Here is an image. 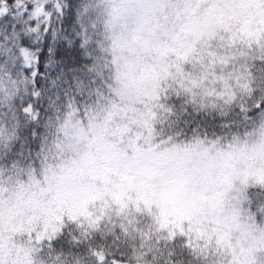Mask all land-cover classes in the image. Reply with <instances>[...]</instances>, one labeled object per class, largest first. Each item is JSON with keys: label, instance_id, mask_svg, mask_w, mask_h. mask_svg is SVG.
Returning <instances> with one entry per match:
<instances>
[{"label": "snow or ice", "instance_id": "obj_1", "mask_svg": "<svg viewBox=\"0 0 264 264\" xmlns=\"http://www.w3.org/2000/svg\"><path fill=\"white\" fill-rule=\"evenodd\" d=\"M0 264H264V0H0Z\"/></svg>", "mask_w": 264, "mask_h": 264}]
</instances>
